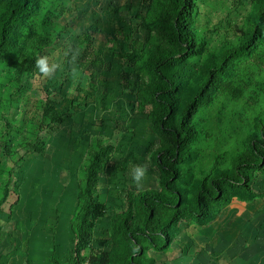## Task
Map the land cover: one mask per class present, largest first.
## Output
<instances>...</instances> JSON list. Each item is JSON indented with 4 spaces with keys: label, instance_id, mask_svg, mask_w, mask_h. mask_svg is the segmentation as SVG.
Instances as JSON below:
<instances>
[{
    "label": "rangeland",
    "instance_id": "374dc122",
    "mask_svg": "<svg viewBox=\"0 0 264 264\" xmlns=\"http://www.w3.org/2000/svg\"><path fill=\"white\" fill-rule=\"evenodd\" d=\"M161 8V0H44L26 30H20L26 48L38 59L46 57L53 70L23 80L28 91L20 93L13 62L0 65L1 133L9 123L7 133L0 134V264L74 259L82 167L102 148L112 150L88 187L107 213L92 229L89 252L105 250L113 215L122 207L134 212L138 191L160 189L158 174L148 163L160 140L150 119L154 104L133 83L145 79L141 61L156 43L151 27ZM132 14L135 24L129 30ZM91 28L100 32L90 33ZM85 33L93 38L101 68L77 64L83 50L79 37ZM125 54L137 57L131 69L118 57ZM258 76L264 79L262 68ZM24 93L32 105L24 103ZM48 98L71 101L72 117L54 126L42 113ZM248 100L247 92L237 99L223 95L198 114L207 137L195 144L194 178L216 165L228 167L243 149L255 124ZM4 144L11 146L9 152ZM140 165L147 166V174L138 184L133 172ZM260 185L264 176L255 182ZM216 211L215 221L206 227L182 223L166 251L148 249L146 258L154 264H264V198H234Z\"/></svg>",
    "mask_w": 264,
    "mask_h": 264
},
{
    "label": "trees",
    "instance_id": "16d2710c",
    "mask_svg": "<svg viewBox=\"0 0 264 264\" xmlns=\"http://www.w3.org/2000/svg\"><path fill=\"white\" fill-rule=\"evenodd\" d=\"M43 1L0 0V65L13 62L20 93L28 91L23 80L36 72L43 76L36 68V53L26 48L20 32ZM161 1L151 27L156 43L141 61L145 79L133 83L154 104L150 119L160 140L148 163L158 174L160 189L138 191L134 212L122 207L113 215L105 250L89 252L92 229L105 218L107 207L95 200L88 183L112 149L94 153L82 167L74 259L62 264H154L146 258L147 250L166 251L182 223L206 227L215 221L216 209L227 207L234 198H264V186H255L264 176V79L258 76L259 68L264 75V0H248L247 8L243 0ZM98 30L91 28L90 33ZM90 33L79 37L80 69L103 67ZM118 57L130 69L137 58ZM243 92L248 93L255 118L243 149L229 159L228 167L216 165L209 174L194 178L192 167L199 157L195 144L207 137L198 114L223 95L237 99ZM24 94V103L32 105V97ZM71 108L67 99L54 103L48 98L42 113L60 126L72 117ZM8 127L6 122L0 134H6ZM10 148L4 144L6 151Z\"/></svg>",
    "mask_w": 264,
    "mask_h": 264
},
{
    "label": "clouds",
    "instance_id": "9594fccd",
    "mask_svg": "<svg viewBox=\"0 0 264 264\" xmlns=\"http://www.w3.org/2000/svg\"><path fill=\"white\" fill-rule=\"evenodd\" d=\"M36 68L39 70V73L43 76H47L53 69L49 66L48 60L46 57H41L36 61ZM147 166L140 165L134 168L133 180L138 184L146 178Z\"/></svg>",
    "mask_w": 264,
    "mask_h": 264
},
{
    "label": "water",
    "instance_id": "95a60500",
    "mask_svg": "<svg viewBox=\"0 0 264 264\" xmlns=\"http://www.w3.org/2000/svg\"><path fill=\"white\" fill-rule=\"evenodd\" d=\"M134 24H135V15L132 14V15L128 16V18H127V22H126L127 29H129V30L133 29Z\"/></svg>",
    "mask_w": 264,
    "mask_h": 264
},
{
    "label": "built area",
    "instance_id": "2783aa9c",
    "mask_svg": "<svg viewBox=\"0 0 264 264\" xmlns=\"http://www.w3.org/2000/svg\"><path fill=\"white\" fill-rule=\"evenodd\" d=\"M82 264H89L88 262L82 263Z\"/></svg>",
    "mask_w": 264,
    "mask_h": 264
},
{
    "label": "crops",
    "instance_id": "0c3cea01",
    "mask_svg": "<svg viewBox=\"0 0 264 264\" xmlns=\"http://www.w3.org/2000/svg\"><path fill=\"white\" fill-rule=\"evenodd\" d=\"M74 244H76V238H75V243ZM92 253V252H91Z\"/></svg>",
    "mask_w": 264,
    "mask_h": 264
}]
</instances>
